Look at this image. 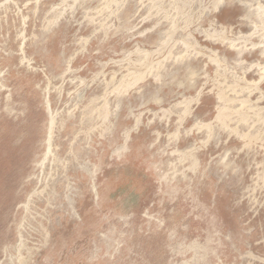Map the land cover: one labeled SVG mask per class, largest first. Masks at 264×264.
Masks as SVG:
<instances>
[{"label":"rangeland","instance_id":"1","mask_svg":"<svg viewBox=\"0 0 264 264\" xmlns=\"http://www.w3.org/2000/svg\"><path fill=\"white\" fill-rule=\"evenodd\" d=\"M0 264H264V0H0Z\"/></svg>","mask_w":264,"mask_h":264}]
</instances>
